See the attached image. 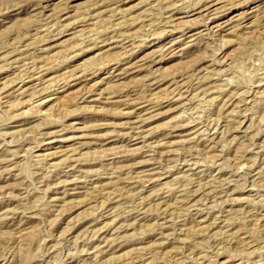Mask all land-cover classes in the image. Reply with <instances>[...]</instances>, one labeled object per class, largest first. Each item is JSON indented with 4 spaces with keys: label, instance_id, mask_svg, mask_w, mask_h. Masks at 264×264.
<instances>
[{
    "label": "rangeland",
    "instance_id": "obj_1",
    "mask_svg": "<svg viewBox=\"0 0 264 264\" xmlns=\"http://www.w3.org/2000/svg\"><path fill=\"white\" fill-rule=\"evenodd\" d=\"M200 263L264 264V0H0V264Z\"/></svg>",
    "mask_w": 264,
    "mask_h": 264
},
{
    "label": "bare ground",
    "instance_id": "obj_2",
    "mask_svg": "<svg viewBox=\"0 0 264 264\" xmlns=\"http://www.w3.org/2000/svg\"><path fill=\"white\" fill-rule=\"evenodd\" d=\"M211 6H212V5H211ZM213 11H214V10H213ZM217 12H218V11H217ZM214 13H215V12H214ZM214 13H213V14H214ZM211 15H212V14H211ZM216 15H217V14H216ZM170 16H171V15H170ZM248 16H249V15H248ZM246 17H247V16H246ZM204 18H205V17H204ZM214 18H216V16L211 17L209 20H211V22H213ZM219 22H220V21H219ZM228 23H229V22H228ZM228 23H227V24H228ZM216 24H217V23H216ZM221 24H222V23H220L219 25H221ZM214 25H215V24H214ZM172 26H173V25H172ZM226 26H228V25H226ZM174 27H175V26H174ZM207 27H208V26H207ZM222 28H223V27H222ZM218 31H219V30H218ZM187 34H188V33H187ZM195 34H196V33H195ZM188 36H190V35H188ZM191 36H192V35H191ZM176 38H177V37H176ZM176 38H175V39H176ZM123 39H124V38H123ZM171 40H173V39H171ZM173 41H174V40H173ZM173 41H172V42H173ZM192 42H193V41H192ZM188 44H189V43H188ZM128 58H129V57H128ZM117 61H118V60H117ZM141 65H142V64H141ZM111 69H112V68H111ZM31 76H32V75H31ZM115 76H116V75H115ZM78 78H79V77H78ZM70 82H71V81H70ZM23 93H24V92H23ZM140 104H141V103H140ZM134 125H135V124H134ZM136 125H137V124H136ZM143 125H144V124H143ZM140 128H141V127H140ZM215 129H216V128H215ZM141 131H142V130H141ZM213 134H214V133H213ZM189 141H190V140H189ZM149 143H150V142H149ZM149 143H148V144H149ZM72 161H73V160H72ZM147 170H148V169H147ZM150 173H151V172H150ZM142 174H143V173H142ZM146 176H147V175H146ZM229 180H230V179H229ZM218 187H219V186H218ZM213 190H214V189H213ZM214 191H215V190H214ZM117 213H118V212H117ZM160 228H161V227H160ZM160 230H161V229H160ZM104 239H105V238H104ZM200 264H201V263H200Z\"/></svg>",
    "mask_w": 264,
    "mask_h": 264
}]
</instances>
